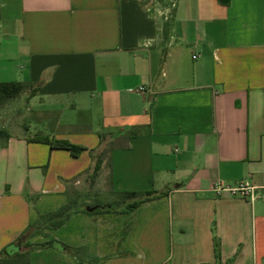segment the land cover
<instances>
[{"label":"crops","instance_id":"obj_1","mask_svg":"<svg viewBox=\"0 0 264 264\" xmlns=\"http://www.w3.org/2000/svg\"><path fill=\"white\" fill-rule=\"evenodd\" d=\"M7 81L38 114L3 126L0 252L72 201L30 264H264V0H0ZM123 191L166 194L84 211Z\"/></svg>","mask_w":264,"mask_h":264},{"label":"trees","instance_id":"obj_2","mask_svg":"<svg viewBox=\"0 0 264 264\" xmlns=\"http://www.w3.org/2000/svg\"><path fill=\"white\" fill-rule=\"evenodd\" d=\"M29 84L21 81H7V82H0V103L5 102L8 99L15 98L18 96L22 91H24ZM10 132L5 128H0V138L7 139L10 137ZM40 140L47 141L51 144L52 147H58V148H67L70 149L74 154H79L84 147L80 145H76L68 140L64 139H47V138H38ZM102 166V160L98 159L94 168V171L92 173V176L95 177ZM166 192L162 191L160 193L157 192H147L145 199L149 198H157L165 195ZM142 195L141 192L138 191H123L120 192V196L122 197V203H124L127 200H133L127 204V209H132L134 207H137L142 203L145 199L138 197ZM89 206L95 207L93 211H111L116 210V207L118 205L116 202H110V203H101L96 202L92 204H88ZM74 211V204L72 201L66 203L65 205L49 211L44 214H39L37 220L33 223H30L27 228L22 232L20 237L16 242L13 244H21L22 248L25 246L27 250H16V251H9L6 248H4L0 252V264H30V251L35 247H43L46 245H52L55 241L49 240L41 243H33L31 242L30 238L39 232H43L44 229H54L62 224H64L71 216L72 212ZM84 211H89L87 208H84ZM44 222L45 225L43 229L37 230L34 229V226L37 223ZM64 247L66 250L71 251L73 253H79L81 251L86 250L84 247H72L67 244H64ZM215 250L218 262L221 260V250H220V240L215 237ZM25 252H27L25 254ZM26 257V258H25ZM25 258V259H24ZM104 259L94 257L91 261V264H103Z\"/></svg>","mask_w":264,"mask_h":264},{"label":"rangeland","instance_id":"obj_3","mask_svg":"<svg viewBox=\"0 0 264 264\" xmlns=\"http://www.w3.org/2000/svg\"><path fill=\"white\" fill-rule=\"evenodd\" d=\"M37 114L36 111H33L32 103L30 102V93L25 89L15 98H11L3 103H0V128L7 126L12 130H16L17 126H24L25 124L29 123L30 119ZM39 116L41 115L39 114ZM3 139L4 138H1V140ZM122 200V197L119 195L117 198L118 205L116 209L127 206L128 202L131 201L127 200L122 203ZM44 225L45 223L42 221L37 223L34 226V229L41 230L43 229ZM22 250L26 251L27 248L23 246ZM26 253L27 252H25V254Z\"/></svg>","mask_w":264,"mask_h":264},{"label":"built area","instance_id":"obj_4","mask_svg":"<svg viewBox=\"0 0 264 264\" xmlns=\"http://www.w3.org/2000/svg\"><path fill=\"white\" fill-rule=\"evenodd\" d=\"M214 189L217 192H223L225 190L230 191L232 194H240L242 196H250L252 199L257 197V186L253 185L250 181H240L235 186H224L221 182L215 184Z\"/></svg>","mask_w":264,"mask_h":264},{"label":"water","instance_id":"obj_5","mask_svg":"<svg viewBox=\"0 0 264 264\" xmlns=\"http://www.w3.org/2000/svg\"><path fill=\"white\" fill-rule=\"evenodd\" d=\"M94 208L95 207H93V206H87V210H89V211L94 210ZM55 245L61 246V244L58 241L55 242ZM21 248H22V245L21 244H18V245H16V244H10L9 246H7V249L9 251H11V252L16 251V250H20Z\"/></svg>","mask_w":264,"mask_h":264}]
</instances>
